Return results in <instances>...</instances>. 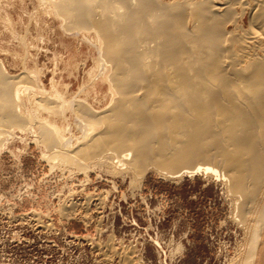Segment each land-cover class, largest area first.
Wrapping results in <instances>:
<instances>
[{"label":"bare ground","instance_id":"bare-ground-1","mask_svg":"<svg viewBox=\"0 0 264 264\" xmlns=\"http://www.w3.org/2000/svg\"><path fill=\"white\" fill-rule=\"evenodd\" d=\"M45 1L72 31L95 36L91 75L108 86L111 102L102 112L83 99L68 106L54 90L24 115L20 96L32 87L20 82L30 72L15 81L0 66V124L24 130L36 122L35 142L59 167L112 157L141 176L155 166L171 178L223 177L245 233L230 264H264V0ZM236 5L253 8L251 26L239 33L227 28ZM63 106L85 132L75 149L49 120Z\"/></svg>","mask_w":264,"mask_h":264},{"label":"rangeland","instance_id":"rangeland-1","mask_svg":"<svg viewBox=\"0 0 264 264\" xmlns=\"http://www.w3.org/2000/svg\"><path fill=\"white\" fill-rule=\"evenodd\" d=\"M46 3L0 0L2 71L15 81L30 72L20 82L32 87L25 88L26 97L21 88L20 111L32 115L33 103L56 90L67 102L83 99L102 112L112 97L91 75L100 56L95 36L72 31ZM236 6V28H227L239 33L251 26L253 8L247 5L242 13ZM73 113L63 106L49 120L75 149L85 132ZM36 116L39 122L38 111ZM34 124L24 130L0 124L12 132L5 133L6 142L0 135V264H126L130 253L134 264H230L243 249L245 233L223 177L171 178L155 166L141 176L112 165V157L84 168L59 167L35 142Z\"/></svg>","mask_w":264,"mask_h":264}]
</instances>
